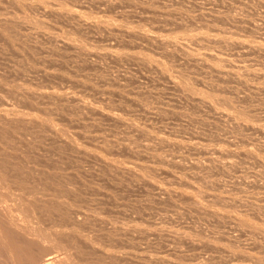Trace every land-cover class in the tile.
<instances>
[{
  "label": "rangeland",
  "instance_id": "obj_1",
  "mask_svg": "<svg viewBox=\"0 0 264 264\" xmlns=\"http://www.w3.org/2000/svg\"><path fill=\"white\" fill-rule=\"evenodd\" d=\"M1 228L26 264H264V0H0Z\"/></svg>",
  "mask_w": 264,
  "mask_h": 264
},
{
  "label": "bare ground",
  "instance_id": "obj_2",
  "mask_svg": "<svg viewBox=\"0 0 264 264\" xmlns=\"http://www.w3.org/2000/svg\"><path fill=\"white\" fill-rule=\"evenodd\" d=\"M6 224L5 226L7 227V229H9L10 231L12 230L14 232L13 234L16 235L18 238L25 241L31 240L29 239V236L25 231L18 229L17 226L15 227L12 223L8 221H6ZM32 242H30L31 244H28L33 246ZM0 244L3 245V247L7 250V260L10 264H26L28 261L32 260V257L29 255V250L25 251V248L21 249L19 243L15 242L14 239H11L10 233L6 232V229H0ZM55 260V257L51 256V254H48L44 256L41 264H53Z\"/></svg>",
  "mask_w": 264,
  "mask_h": 264
}]
</instances>
